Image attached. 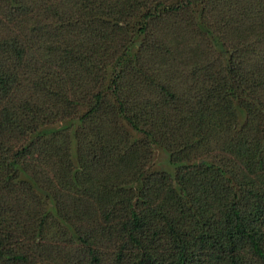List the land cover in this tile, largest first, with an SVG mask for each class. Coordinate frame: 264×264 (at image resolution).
I'll return each instance as SVG.
<instances>
[{
    "label": "trees",
    "instance_id": "1",
    "mask_svg": "<svg viewBox=\"0 0 264 264\" xmlns=\"http://www.w3.org/2000/svg\"><path fill=\"white\" fill-rule=\"evenodd\" d=\"M0 264H264V0H0Z\"/></svg>",
    "mask_w": 264,
    "mask_h": 264
},
{
    "label": "rangeland",
    "instance_id": "2",
    "mask_svg": "<svg viewBox=\"0 0 264 264\" xmlns=\"http://www.w3.org/2000/svg\"><path fill=\"white\" fill-rule=\"evenodd\" d=\"M156 157H157V163L155 168L160 170H168L169 167L165 154L161 150H158L156 152Z\"/></svg>",
    "mask_w": 264,
    "mask_h": 264
}]
</instances>
